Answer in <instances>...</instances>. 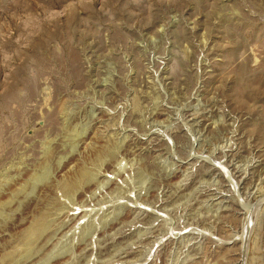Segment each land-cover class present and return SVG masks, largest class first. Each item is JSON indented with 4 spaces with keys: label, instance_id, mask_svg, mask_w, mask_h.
Segmentation results:
<instances>
[{
    "label": "rangeland",
    "instance_id": "rangeland-1",
    "mask_svg": "<svg viewBox=\"0 0 264 264\" xmlns=\"http://www.w3.org/2000/svg\"><path fill=\"white\" fill-rule=\"evenodd\" d=\"M0 264H264V0H0Z\"/></svg>",
    "mask_w": 264,
    "mask_h": 264
},
{
    "label": "bare ground",
    "instance_id": "bare-ground-1",
    "mask_svg": "<svg viewBox=\"0 0 264 264\" xmlns=\"http://www.w3.org/2000/svg\"><path fill=\"white\" fill-rule=\"evenodd\" d=\"M76 183V182H75ZM73 185V184H72ZM75 185V184H74ZM77 186V185H76ZM72 187V186H71ZM42 218V217H41ZM43 219V218H42ZM42 219L40 220V221H42ZM40 225H41V223H40Z\"/></svg>",
    "mask_w": 264,
    "mask_h": 264
}]
</instances>
